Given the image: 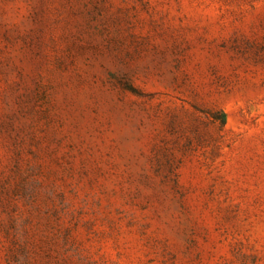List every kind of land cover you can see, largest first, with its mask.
I'll return each instance as SVG.
<instances>
[{
    "label": "rangeland",
    "instance_id": "374dc122",
    "mask_svg": "<svg viewBox=\"0 0 264 264\" xmlns=\"http://www.w3.org/2000/svg\"><path fill=\"white\" fill-rule=\"evenodd\" d=\"M0 264H264V0H0Z\"/></svg>",
    "mask_w": 264,
    "mask_h": 264
}]
</instances>
